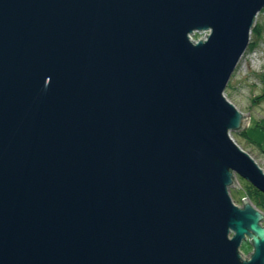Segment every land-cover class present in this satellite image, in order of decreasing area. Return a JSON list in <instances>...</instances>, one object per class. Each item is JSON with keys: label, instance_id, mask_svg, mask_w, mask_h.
<instances>
[{"label": "water", "instance_id": "water-1", "mask_svg": "<svg viewBox=\"0 0 264 264\" xmlns=\"http://www.w3.org/2000/svg\"><path fill=\"white\" fill-rule=\"evenodd\" d=\"M263 10L0 0V264H264V213L230 194L264 169L225 95Z\"/></svg>", "mask_w": 264, "mask_h": 264}, {"label": "rangeland", "instance_id": "rangeland-1", "mask_svg": "<svg viewBox=\"0 0 264 264\" xmlns=\"http://www.w3.org/2000/svg\"><path fill=\"white\" fill-rule=\"evenodd\" d=\"M263 21L264 10L259 14L256 23L261 24ZM202 38H206L205 34L198 33L192 36V40L195 42ZM263 44L264 30L259 35L253 34L252 32L250 36V45L245 54L249 55V53H252L255 50H260L263 47ZM261 61V63H258L259 61L252 63V61H244V59L240 61L229 82L225 95L241 112L250 115L253 121V123L251 121V127L247 129L248 134L246 137H242L241 133H233L232 138L264 169V152L261 149L264 144H262V146L259 144L264 142V132L259 129L260 127L253 128L254 124L264 125V100H257L258 97L262 95L264 88V57ZM249 138H251V140ZM236 178L239 187L236 184V186L231 188L230 194L233 202L237 206L243 207L244 199L251 201V194L255 193L256 188L239 175H237ZM255 207L257 208V206ZM257 209L264 213V209ZM253 251L254 249L251 243L249 241H244L241 247L243 256L247 258L248 253Z\"/></svg>", "mask_w": 264, "mask_h": 264}, {"label": "trees", "instance_id": "trees-1", "mask_svg": "<svg viewBox=\"0 0 264 264\" xmlns=\"http://www.w3.org/2000/svg\"><path fill=\"white\" fill-rule=\"evenodd\" d=\"M264 30V21L260 24V23H257L255 29L253 30V34H256V35H259L262 33V31ZM257 100H264V88H263V93L261 96L258 97ZM253 123V121H252ZM251 123V124H252ZM251 127V126H250ZM257 127H260L259 129L264 132V125H257V124H254V127L253 128H257ZM258 130V129H257ZM248 134V131H243L241 132V136L242 137H246V135ZM235 135V134H234ZM251 140V138H249ZM255 142V141H254ZM261 146L262 144H264V142L262 143H259ZM264 152V146L261 148ZM251 201L252 203L257 206V208L259 209H264V194H262L261 192H259L258 190L255 189V193H252L251 194Z\"/></svg>", "mask_w": 264, "mask_h": 264}, {"label": "built area", "instance_id": "built-area-1", "mask_svg": "<svg viewBox=\"0 0 264 264\" xmlns=\"http://www.w3.org/2000/svg\"><path fill=\"white\" fill-rule=\"evenodd\" d=\"M264 57V44L263 47L260 50H255L252 53H249V55L245 54L244 57H242V60L244 59V61L250 60L252 61V63H261V59H263ZM241 60V61H242ZM264 226V225H263Z\"/></svg>", "mask_w": 264, "mask_h": 264}, {"label": "bare ground", "instance_id": "bare-ground-1", "mask_svg": "<svg viewBox=\"0 0 264 264\" xmlns=\"http://www.w3.org/2000/svg\"><path fill=\"white\" fill-rule=\"evenodd\" d=\"M203 34H205V33H203Z\"/></svg>", "mask_w": 264, "mask_h": 264}]
</instances>
